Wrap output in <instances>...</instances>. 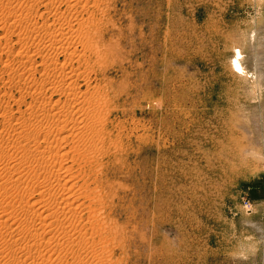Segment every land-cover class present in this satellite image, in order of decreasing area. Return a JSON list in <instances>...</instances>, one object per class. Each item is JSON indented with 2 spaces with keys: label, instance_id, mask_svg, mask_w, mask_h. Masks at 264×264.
Returning <instances> with one entry per match:
<instances>
[{
  "label": "rangeland",
  "instance_id": "374dc122",
  "mask_svg": "<svg viewBox=\"0 0 264 264\" xmlns=\"http://www.w3.org/2000/svg\"><path fill=\"white\" fill-rule=\"evenodd\" d=\"M107 21L104 43L118 54L111 51L92 81L105 74L97 81L111 96L109 126L124 147V163L110 165L118 191L107 211L122 237L109 253L99 227L79 223L71 234H85L88 243L78 247L71 239L68 250L48 248L43 254L51 262L45 264H264V0H112ZM5 29L0 48L16 38ZM27 48H9L1 60L17 62ZM236 51L243 71L231 67ZM3 64L0 90L31 102L18 90L22 79L6 80ZM9 105L0 93V132L6 131L0 137V207L15 212L0 219V234L12 231L19 239L13 219L25 218L45 240L62 241L55 225L41 222L53 220L56 204L35 209L34 223L16 208L31 201L42 180L29 173L30 165H39L27 149L50 147L67 160L83 149L72 139L59 148L52 136L45 144L41 136L13 132L15 120L5 117ZM3 161L23 164L20 182ZM48 176L57 182L53 170ZM3 233L0 264H16L23 251L11 248Z\"/></svg>",
  "mask_w": 264,
  "mask_h": 264
},
{
  "label": "bare ground",
  "instance_id": "6f19581e",
  "mask_svg": "<svg viewBox=\"0 0 264 264\" xmlns=\"http://www.w3.org/2000/svg\"><path fill=\"white\" fill-rule=\"evenodd\" d=\"M12 1L0 2V12L6 14L0 17V33L8 28L16 34L15 41L4 42V47L0 48V63H4V72L9 84L22 79L21 86H16L19 92L26 93L31 102H27L28 99L26 100L21 94L16 98V95L9 93L6 87L3 88L4 91L0 90L3 98L9 99L10 102L9 107L6 108L8 110L5 117L12 116L15 120V124L13 123L10 128L13 129V132L19 131L18 134L24 133L35 138L41 136V140L45 141V144H47L48 136H52L55 147L59 148L66 145L67 140H75L74 145L80 146L83 149V154L67 160L65 155L59 156L50 147H46L47 150L27 149V152L33 155V161L36 159L39 165L38 169L30 165L29 173L31 175L39 173L38 178L43 181L36 183L39 190L34 196H31L33 197L31 201L21 202L16 208L22 212V217H29L34 223L35 209L56 204V207L49 212L50 218L53 220L48 223L45 220L39 221L44 222L42 223L44 228L55 225L62 241H58L59 238L54 242L50 239L51 236L45 240L43 231L39 232V229L34 228V225L25 218H15L12 223L17 231L21 230L22 237L13 239L11 230V232L7 230V232H1L0 235L3 233L4 238L8 236L11 248L18 247L23 251L21 257L15 256L16 264H45L51 258V256H47V253L51 252L48 248L54 247L53 249H55L57 247L55 250L58 248L68 250L71 246V239L78 247L88 243L89 238H85V234H79L75 238L71 234V230L75 229L79 223L97 225L99 227V242L103 244L104 250L108 245L110 253V249H113L110 244L121 239L119 227L116 223L111 222L107 212L108 205L112 204L118 191L113 185L114 177L110 165L124 163V157L119 155L121 152L123 153L124 147L120 136H114L109 126L111 123L110 111L113 110H111V96L107 92V88L101 86L97 81L100 76L97 75L99 78L96 77L94 83L92 76L98 74L100 68L97 67L105 63L106 58L111 54V48L115 47L107 48L109 45L106 46L104 43L112 0H94L92 3L90 0H15L22 9L12 7ZM62 9L63 11H61ZM2 39H0V43ZM25 45H28V48L18 53L19 60L17 62L9 58L1 60L9 48L18 49ZM113 53L115 50L112 51ZM241 58V53L236 51L231 63L232 69H237L238 65L239 70L243 71L239 60ZM110 63L108 62V64ZM104 76L105 74H102L101 77ZM102 78L99 80L100 83ZM124 83L122 84L124 85ZM82 85L84 89H81ZM122 88H127V86ZM128 96L130 95L128 94ZM52 101L53 103L50 104ZM118 109L120 110L121 107ZM53 126L55 127L53 128ZM5 132V130L1 131L0 137ZM53 141L50 143L51 145H53ZM76 158L79 159L78 162ZM68 161L69 163H66ZM2 163L3 166H1L5 171H10L12 175L18 177L14 183L20 182L21 178L19 177L22 171L21 173L18 171L23 164H14L8 161ZM81 163L84 167L89 166L86 168L88 172L81 167ZM54 165L58 167L56 170L51 168ZM51 170L56 173L57 177L54 180L57 182L50 180L48 174ZM31 180L33 179L31 178ZM80 181H83V185L81 183L79 185ZM82 190L84 191L81 192ZM2 191L5 190L2 189ZM2 196L1 198H3ZM72 206L76 208H72ZM83 206H85L82 210L84 216L78 217L77 210ZM11 208L14 207L11 206ZM0 211V219L7 217V220H10L15 213L7 212L6 208L1 207ZM3 223L5 222H2L1 225ZM48 235L50 234L48 233ZM42 242L44 244L41 245ZM91 242L94 243V239H91ZM6 250L8 251L7 248ZM45 250L47 253L43 254Z\"/></svg>",
  "mask_w": 264,
  "mask_h": 264
},
{
  "label": "snow or ice",
  "instance_id": "6c2138e0",
  "mask_svg": "<svg viewBox=\"0 0 264 264\" xmlns=\"http://www.w3.org/2000/svg\"><path fill=\"white\" fill-rule=\"evenodd\" d=\"M236 67H237V70L239 71V67H238V65H237Z\"/></svg>",
  "mask_w": 264,
  "mask_h": 264
}]
</instances>
